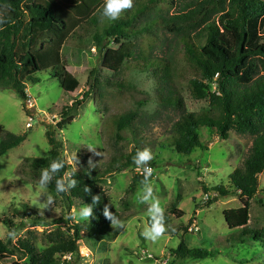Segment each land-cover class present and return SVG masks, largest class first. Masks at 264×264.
Wrapping results in <instances>:
<instances>
[{"label": "trees", "instance_id": "obj_1", "mask_svg": "<svg viewBox=\"0 0 264 264\" xmlns=\"http://www.w3.org/2000/svg\"><path fill=\"white\" fill-rule=\"evenodd\" d=\"M26 1L0 0V89L13 90L25 106L29 99L26 85L38 83L39 75L45 74L57 80L67 95L73 94L81 83L67 71L63 51L71 39L81 35L80 31H94L98 50L103 54V66L115 73L127 66H132L133 71L151 72L162 105L183 109L181 89H187L195 100H210L209 108L198 113L185 112L173 124L174 134L168 143L179 155L190 156L196 148H204L200 134L203 128L224 139L230 137L231 131L254 137L250 152L233 171L228 185L209 192L219 198L241 196L242 207L224 213L229 229L237 231L231 238L238 242L247 238L264 241V231L248 229L252 201L263 191L259 178L264 173V0H189L183 4L181 0H133V6L122 10L115 21L102 17L105 0H36L32 4ZM177 5L180 11L168 15ZM26 11L28 19L24 18ZM142 18L147 20L140 24ZM163 31L178 36L180 51L165 56L157 54L165 43L160 35ZM138 36H142L144 44L140 52L133 40ZM123 85L117 83L113 87ZM89 95L86 92L84 97ZM95 98L101 101L102 94L95 91ZM135 118L128 111L112 113L104 127L107 125L109 133L123 139V133L131 129ZM73 120L74 116H66L57 124V130L64 131ZM55 133L50 129L46 133L51 147L49 156L25 159L24 173L39 182L41 170L52 161L61 160L64 167L54 175L47 189L56 193V180L68 173L66 186L75 179L76 187L60 196L70 203L80 201L84 207L92 204L95 197L99 201L91 205L93 215L87 223L74 225L69 232L63 229L51 232L49 246L42 251L30 239H19L13 244L8 236L7 241L0 238V262L22 256L29 258L30 264H68L61 258L80 256L83 231L90 238L107 231L116 241L126 228L123 221L129 212L119 211L99 184L104 174L135 167L133 157L137 151L116 154L103 174L82 166L73 170ZM25 140L26 135L14 134L0 125V157ZM149 164L143 161L139 165L151 167ZM143 179L142 175H136L129 191L134 192ZM149 181L150 177L141 184ZM105 207L119 223L113 224L104 215ZM172 214L178 218L184 215L176 211ZM169 220L170 214L165 213L166 224ZM4 221L8 231L17 232L12 220ZM150 224L148 218L149 227ZM112 226L115 228L110 232ZM172 252L178 263L200 262L220 255L208 249H191L183 239ZM104 264L111 262L107 259Z\"/></svg>", "mask_w": 264, "mask_h": 264}, {"label": "rangeland", "instance_id": "obj_2", "mask_svg": "<svg viewBox=\"0 0 264 264\" xmlns=\"http://www.w3.org/2000/svg\"><path fill=\"white\" fill-rule=\"evenodd\" d=\"M35 1L27 0L26 4ZM183 3L189 0H181L180 4ZM178 10L177 5L168 15L177 14ZM24 18H29L28 11ZM146 20L142 18L139 23ZM80 32L63 51L67 71L81 83L73 94L67 95L57 80L45 74L39 75L38 83L26 85L29 99L25 106L13 90L0 89V125L14 134L26 135L19 147L0 157V238L8 240L4 220L10 219L17 228L12 243L30 239L42 251L49 246L51 232L57 229L69 232L74 225L83 226L89 221V218H73V212L84 207L80 201L70 203L47 188L41 190L38 179L24 173L22 162L25 159L49 156L51 147L46 133L50 129L62 142L64 157L73 170L82 166L103 174L116 154L149 149L153 156L144 161L153 169L150 181L143 185L138 183L132 193L129 188L134 177L143 176L147 164L104 174L101 179L100 188L112 204L119 211L129 212L120 237L113 241L106 231L90 238L83 231L80 256H65L62 262L104 264L109 259L111 264H264V241L254 238L236 241L231 236L237 231H231L225 221L226 210L242 207L241 196L219 198L209 192L217 186L228 185L233 171L250 152L254 137L231 131L230 137L224 139L203 128L200 134L204 148H196L190 156L179 155L168 143L174 134L173 124L185 112L198 113L209 108L210 100H195L187 89H181L183 109L162 105L157 99L158 88L151 72L133 71L132 66L118 73L106 69L96 33ZM160 35L165 43L157 51L158 55L180 51L177 35L168 31ZM133 40L140 52L144 47L142 36ZM117 83L125 87H113ZM213 88L216 89L214 85ZM95 91L102 94L101 101L95 98ZM86 92L90 93L88 97H84ZM123 111L135 114L136 118L131 129L123 133V139H117L104 123L112 113ZM70 115L74 116L73 122L59 132L57 124ZM259 184L263 191L252 201L248 229L264 231V173ZM148 187H153V194L146 200L138 199V196L148 195ZM49 194L54 197L51 205L47 204ZM156 199L165 213L170 214V220L164 236L153 242L146 240L142 233L149 227V209ZM174 211L184 213L183 217L178 218L172 214ZM113 228L115 226L110 232ZM182 239L191 249H208L220 255L200 262L178 263L172 249ZM15 261L30 264L29 258L22 256L7 258L0 264Z\"/></svg>", "mask_w": 264, "mask_h": 264}, {"label": "clouds", "instance_id": "obj_3", "mask_svg": "<svg viewBox=\"0 0 264 264\" xmlns=\"http://www.w3.org/2000/svg\"><path fill=\"white\" fill-rule=\"evenodd\" d=\"M133 6V0H105V5L103 8L102 17H107L109 20L115 21L119 18L120 13L122 10L129 9ZM153 158L152 153L149 149H145L143 151H137L135 156L133 157V163L139 165L143 161H148ZM64 167V162L61 160H54L52 161L47 168L41 170L40 178H39V188L44 190L47 188L49 183L52 181L54 175L59 173V171ZM137 171H141L139 168H136ZM143 180L141 183L146 181L148 177L152 176L153 169L151 167H147L143 169ZM70 175L65 173V175L56 180V193H66L69 188L76 187L77 181L75 179L71 180L67 186L65 184L68 181ZM85 191L87 192L88 189L86 188ZM147 196H138V199L146 200L149 196L153 194V187L147 188ZM54 201V197L52 195H48L47 197V204L51 205ZM99 201L98 197L94 198L92 204H96ZM92 204L89 206L81 207L80 209L73 212V218L78 220H86L93 215V208ZM104 215L113 220V224L119 223L115 220L113 213L109 210L108 207L104 209ZM149 215L151 218L150 227L146 228L145 231L142 233L146 240L150 241H157L159 238L164 236L167 231V226L165 222V209L161 206L160 201L158 199L154 200L149 209ZM7 236L15 241L17 232L15 229H12L7 232Z\"/></svg>", "mask_w": 264, "mask_h": 264}, {"label": "built area", "instance_id": "obj_4", "mask_svg": "<svg viewBox=\"0 0 264 264\" xmlns=\"http://www.w3.org/2000/svg\"><path fill=\"white\" fill-rule=\"evenodd\" d=\"M28 126L31 127V124H28ZM147 167H149V166H147ZM147 167H146V168H147Z\"/></svg>", "mask_w": 264, "mask_h": 264}, {"label": "water", "instance_id": "obj_5", "mask_svg": "<svg viewBox=\"0 0 264 264\" xmlns=\"http://www.w3.org/2000/svg\"><path fill=\"white\" fill-rule=\"evenodd\" d=\"M0 221H1V218H0Z\"/></svg>", "mask_w": 264, "mask_h": 264}]
</instances>
